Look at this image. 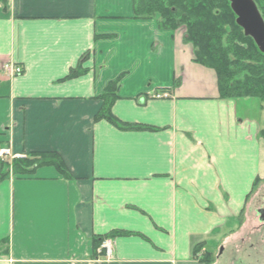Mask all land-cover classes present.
<instances>
[{
    "label": "crops",
    "instance_id": "crops-1",
    "mask_svg": "<svg viewBox=\"0 0 264 264\" xmlns=\"http://www.w3.org/2000/svg\"><path fill=\"white\" fill-rule=\"evenodd\" d=\"M7 63L24 73L6 77ZM115 81L113 115L147 129L95 120ZM253 109L222 99L184 31L136 18L133 0H0V147L56 153L72 176L47 166L0 182V264H204L198 247L222 264L264 232ZM115 231L134 235L97 260L94 239Z\"/></svg>",
    "mask_w": 264,
    "mask_h": 264
},
{
    "label": "trees",
    "instance_id": "trees-1",
    "mask_svg": "<svg viewBox=\"0 0 264 264\" xmlns=\"http://www.w3.org/2000/svg\"><path fill=\"white\" fill-rule=\"evenodd\" d=\"M264 20V0H253ZM138 19H154L161 30H183L185 42L194 48V62L216 73L222 99L256 100L264 105V55L238 25L228 0H133ZM84 74L81 70L69 78ZM120 81L111 82L100 97L102 106L95 117L105 120L120 130H144L143 126L121 123L112 113L118 100ZM264 138V132L261 133ZM54 167L66 180L72 176L63 159L56 153L32 154L28 159L0 162V182L10 176H31L40 167ZM134 234L115 231L95 238L94 257L105 239L129 237ZM200 251L196 249V254ZM211 253L205 252L200 262L213 264ZM98 257V256H97ZM207 259H206V258Z\"/></svg>",
    "mask_w": 264,
    "mask_h": 264
},
{
    "label": "rangeland",
    "instance_id": "rangeland-1",
    "mask_svg": "<svg viewBox=\"0 0 264 264\" xmlns=\"http://www.w3.org/2000/svg\"><path fill=\"white\" fill-rule=\"evenodd\" d=\"M244 102L254 108L251 113V118L257 121L259 126V137L264 139L261 136V133L264 132V105H261L256 100L250 99H245ZM254 113H256L257 116L253 115ZM243 222L244 220L241 219L237 227H241ZM257 224L258 222L255 220L254 224L250 227V232L254 231V229L258 227ZM239 248L240 250H238V252H234L232 256H230L229 259L224 261L222 264H264V232L260 231V229L254 231V235L250 238V240L244 246H240ZM213 252V264H220V262H217L216 260L217 250H213Z\"/></svg>",
    "mask_w": 264,
    "mask_h": 264
},
{
    "label": "water",
    "instance_id": "water-1",
    "mask_svg": "<svg viewBox=\"0 0 264 264\" xmlns=\"http://www.w3.org/2000/svg\"><path fill=\"white\" fill-rule=\"evenodd\" d=\"M237 17V25L245 35L253 39L264 55V20L253 0H228ZM260 222L264 223V210L259 211Z\"/></svg>",
    "mask_w": 264,
    "mask_h": 264
},
{
    "label": "built area",
    "instance_id": "built-area-1",
    "mask_svg": "<svg viewBox=\"0 0 264 264\" xmlns=\"http://www.w3.org/2000/svg\"><path fill=\"white\" fill-rule=\"evenodd\" d=\"M5 73H6V75H8L10 77H14V76L20 75L22 73V69L14 66V65H8L5 67ZM7 154H8V151L0 150V158H4V156ZM107 252H108V256H110L112 254V250H111L110 246L108 247Z\"/></svg>",
    "mask_w": 264,
    "mask_h": 264
},
{
    "label": "flooded vegetation",
    "instance_id": "flooded-vegetation-1",
    "mask_svg": "<svg viewBox=\"0 0 264 264\" xmlns=\"http://www.w3.org/2000/svg\"><path fill=\"white\" fill-rule=\"evenodd\" d=\"M255 209H256V211H258V210H262V209H264V205L261 206V207H256Z\"/></svg>",
    "mask_w": 264,
    "mask_h": 264
}]
</instances>
